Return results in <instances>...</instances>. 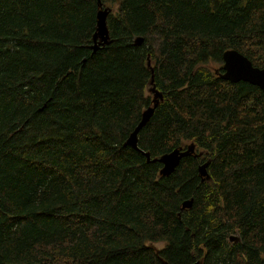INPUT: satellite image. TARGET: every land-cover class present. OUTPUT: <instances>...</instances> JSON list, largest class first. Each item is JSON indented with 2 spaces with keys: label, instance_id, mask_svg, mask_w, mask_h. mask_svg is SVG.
<instances>
[{
  "label": "trees",
  "instance_id": "1",
  "mask_svg": "<svg viewBox=\"0 0 264 264\" xmlns=\"http://www.w3.org/2000/svg\"><path fill=\"white\" fill-rule=\"evenodd\" d=\"M96 1L0 0V264H264L263 97L213 73L264 68V0H99L92 52Z\"/></svg>",
  "mask_w": 264,
  "mask_h": 264
},
{
  "label": "water",
  "instance_id": "2",
  "mask_svg": "<svg viewBox=\"0 0 264 264\" xmlns=\"http://www.w3.org/2000/svg\"><path fill=\"white\" fill-rule=\"evenodd\" d=\"M97 11L95 13V29L91 37L90 49L95 52L97 49L109 44L108 32L106 29V17L109 13V9L101 6L99 0L96 1ZM142 38H135L133 44L139 46L142 43ZM146 67L150 71L149 85H152V70L150 69L149 61H146ZM213 73L218 76L222 81H226L231 84L238 82L246 83L250 86L256 87L262 94L264 103V68L253 67L249 60L235 50H225L221 54V65L213 70ZM148 93L152 95L150 106L145 108L141 114L137 124L128 134L123 143V147H128L134 152L139 153L145 158L146 163H158L160 169L158 174L162 177L169 176L179 164V161L184 157L192 156L193 158L199 157L201 154L194 152V145L192 143L186 146L177 147L170 152L163 154L157 158L150 159L147 152H143L137 148V134L146 125L151 118L154 109L158 103L162 100L161 93L157 92L153 86L148 90ZM207 163H203L197 166L196 172L200 181L208 180V175L205 171ZM192 200L183 201L180 205V210H187L191 207ZM228 242L238 241V236L233 234L228 237ZM193 264H198L195 262Z\"/></svg>",
  "mask_w": 264,
  "mask_h": 264
},
{
  "label": "rangeland",
  "instance_id": "3",
  "mask_svg": "<svg viewBox=\"0 0 264 264\" xmlns=\"http://www.w3.org/2000/svg\"><path fill=\"white\" fill-rule=\"evenodd\" d=\"M105 7V6H104ZM187 144H183L180 147H184ZM147 246L150 247L151 249H153L154 251H158L161 247H162V243H147Z\"/></svg>",
  "mask_w": 264,
  "mask_h": 264
},
{
  "label": "flooded vegetation",
  "instance_id": "4",
  "mask_svg": "<svg viewBox=\"0 0 264 264\" xmlns=\"http://www.w3.org/2000/svg\"><path fill=\"white\" fill-rule=\"evenodd\" d=\"M195 152V151H194ZM200 165V164H199Z\"/></svg>",
  "mask_w": 264,
  "mask_h": 264
}]
</instances>
